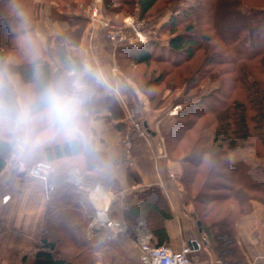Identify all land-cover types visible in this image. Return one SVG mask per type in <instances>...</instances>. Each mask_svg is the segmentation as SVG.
Returning <instances> with one entry per match:
<instances>
[{
    "label": "trees",
    "instance_id": "trees-1",
    "mask_svg": "<svg viewBox=\"0 0 264 264\" xmlns=\"http://www.w3.org/2000/svg\"><path fill=\"white\" fill-rule=\"evenodd\" d=\"M51 1V19L67 25L62 33L46 39V66L55 72L60 60L71 55L69 49L80 47L89 20L84 12L92 0ZM160 1L103 0V9L114 18L122 16L123 7L128 8L132 13L138 11L143 20L151 17ZM2 7L0 0V11ZM33 23L37 28L36 19ZM158 32L159 36H168L167 44L156 39L139 47L122 46L117 52L118 63L121 67L132 64L142 68L139 73L144 81L150 74L140 88L148 95L152 109L182 106L171 128L162 133L169 158L182 166L183 187L193 200L194 217L201 223L202 233L210 234L203 244L214 245L223 264H247L236 227L242 217L253 213L254 203L264 207V166L231 161L230 156L252 148L258 158L264 159V0H195L172 12ZM13 48L12 34L0 24V49L7 56ZM15 71L25 80L30 78L31 67L25 62L17 64ZM214 82L218 86L203 93L204 85ZM167 91L169 96L165 95ZM170 99L171 107L166 108ZM104 111L109 114L106 121L116 122L115 128L124 137L125 111L116 96H101L95 119ZM180 151L184 156L173 157ZM5 168L6 162L0 161V173ZM127 182L136 186L142 179L128 168ZM118 188L116 182L114 191ZM58 192L67 195L65 206L69 207L71 192L57 189L54 198ZM140 198V204L125 210L123 221L134 227L145 221L151 232L150 245L168 246L165 222L173 215L167 199L157 188L148 189ZM66 224L70 225L69 220ZM76 234L84 235V231ZM80 236L74 235L70 245L65 244L76 254L89 245ZM61 245L44 240L34 260L22 264H74L66 256H57Z\"/></svg>",
    "mask_w": 264,
    "mask_h": 264
},
{
    "label": "clouds",
    "instance_id": "clouds-1",
    "mask_svg": "<svg viewBox=\"0 0 264 264\" xmlns=\"http://www.w3.org/2000/svg\"><path fill=\"white\" fill-rule=\"evenodd\" d=\"M2 4L0 24L12 34L14 48L0 56V161L12 179L69 191L82 206L94 207L109 195L120 171L117 157L100 142L96 105L122 85L105 69L72 55L50 72L46 37L22 0ZM20 62L31 67L27 80L15 71Z\"/></svg>",
    "mask_w": 264,
    "mask_h": 264
},
{
    "label": "crops",
    "instance_id": "crops-1",
    "mask_svg": "<svg viewBox=\"0 0 264 264\" xmlns=\"http://www.w3.org/2000/svg\"><path fill=\"white\" fill-rule=\"evenodd\" d=\"M40 18V22H37V29L42 26V30L39 29V31L46 39L62 33L67 28L64 22H53L47 14L40 15ZM69 52L78 58L87 60L90 58L84 38L80 47L71 48ZM97 52H100V49ZM129 105L130 112L132 110V114L141 117L144 126L149 131L153 147L157 149L160 145L157 137H162V132L169 130L174 121L168 115V110L156 111L150 108L148 101L141 94L137 98L132 97ZM108 115L104 111L101 118H96L95 122L101 144L109 153L117 157L120 171L118 178L110 187L109 195L97 202L94 207L82 206L78 196L73 193L69 195L71 198V200L68 199L71 202L69 207L65 206L67 195L63 192H58L51 202H47L41 188L29 185L22 177L10 178L7 166L0 173V264H22L24 260L31 263L36 253L42 249L44 240L70 245L71 237L81 235L76 234L77 231H84L80 239L84 238L87 244L90 241L94 242L95 264H101L99 256L105 257V261L109 264H114V246L123 245L126 249L129 248L130 243L136 241L124 233L94 229L92 212L96 209L108 208L114 220L123 221L125 210L140 204V195L151 188H157L162 192L173 215L171 220L165 222L170 239L168 246L179 251L184 245L202 239L199 222L194 217L193 200L184 191L182 166L166 158H161L156 162L143 141L135 145L134 158L131 163L128 162L124 157L123 135L115 128L116 122L106 121ZM161 116L163 118L160 119ZM157 120L161 121L159 126L156 125ZM128 168L139 174L142 179L141 184L128 185ZM116 182L119 190L114 191ZM6 196H10V200L4 203L3 199ZM68 220L69 226L66 224ZM146 225V222L141 220L134 228L147 229ZM237 230L238 236L242 238L243 246L249 245L255 247V250L264 248V207L259 203H254L253 213L246 218L243 217L237 224ZM207 247L203 251L194 253L192 258L198 264H218L217 254L212 247ZM261 263L263 264L264 260Z\"/></svg>",
    "mask_w": 264,
    "mask_h": 264
},
{
    "label": "rangeland",
    "instance_id": "rangeland-1",
    "mask_svg": "<svg viewBox=\"0 0 264 264\" xmlns=\"http://www.w3.org/2000/svg\"><path fill=\"white\" fill-rule=\"evenodd\" d=\"M195 2V0H161L158 5L156 6V8L153 10L151 17H149L148 19H143V20H147L148 21V26L150 28H159L160 25H162L166 20H168V17L171 15L172 12L176 11V10H180V8L187 6V5H191ZM94 5L97 7L98 11H99V16L97 18V20L99 19V21H104L105 23H107L109 25V27H125L126 25V20L127 19H133L135 20H142L139 18V13L138 11H132L129 12L130 10L128 8H124L123 7V13H121L122 16L118 17L115 16L114 18H112L111 16H108L105 14V11L103 9V0H92L90 7H88L86 9V11L84 12V14L88 17L89 12L94 9ZM26 10L29 12L32 20L36 19V25L37 22L39 23L41 18L40 15L43 14H47L48 17H50L51 19V9L54 6L53 2L51 0H33L31 3L25 4L23 5ZM227 11V10H226ZM229 12V10H228ZM129 13V14H128ZM225 13V11H221L220 15ZM128 14V16H127ZM53 22H55V20H52ZM220 25H222V23H219ZM50 27V26H49ZM48 27V28H49ZM38 28V27H37ZM40 30H42V26L39 27ZM38 29V30H39ZM52 31V29H51ZM107 31V28H105L104 26L101 25V23H97L94 22L92 20H88V26L86 28V32L84 35V39H85V43H86V47L88 48V52H89V61L92 62L93 64H95L96 66H99L103 69H105L110 76L113 78L112 76V69L115 68L116 70V77L118 80L119 85H122V87L120 88L122 94L124 95V101L126 103V105L128 106L129 109H131L130 107V101L132 100V97L137 98V96L139 94H141L144 98L147 99L146 94L143 93V89L140 88V85H143L144 82L146 81V79H150V74H148V76L144 79L142 78V68H136L134 65L129 64L127 65H123V67H121L118 63V58H117V52L119 50V48L117 49V51L115 53H113V48L111 47V44L106 41L105 39V33ZM158 39H160V41L162 42V44H167L168 41V36L165 33H162L161 36H159V32H158ZM100 49V52H97ZM4 52V50H3ZM9 54V52H7V55ZM5 55V52H4ZM116 66V67H115ZM127 66V67H126ZM155 67V66H153ZM141 72V73H139ZM136 81H138V83L136 84ZM144 81V82H143ZM143 82V83H142ZM216 86H218L217 82L214 83H208L207 85H204L203 88V93H207L209 91H211L213 88H215ZM163 90V88H161L159 91V93H161ZM148 92H153L152 89H150ZM138 94V95H137ZM165 95L169 96V92L167 91L165 93ZM172 99L168 100L167 102V107H169L172 103ZM149 103V101H148ZM177 106H181V105H177ZM175 106V107H177ZM149 107L151 108L150 104ZM171 107V106H170ZM174 107V108H175ZM174 108L168 110V115L170 116L169 112L172 111ZM132 112V110H131ZM125 124H126V128H128L127 126V122L129 123V121L131 120L128 115L125 113ZM131 117L134 121H137L139 124L142 125V119L141 117H139L138 115H134L131 113ZM172 119V121L175 119V115L174 116H170ZM163 118L162 116L160 117V119ZM159 119V120H160ZM161 121H156V125L159 126ZM162 128V127H161ZM159 139V143L162 141H164V149H165V154L162 158H166V159H170L169 158V152L167 149V142L166 139L162 133V137H157ZM151 140V138H150ZM259 151H263V149L261 147H254ZM264 152V151H263ZM151 155V153H150ZM182 156H184V151H180L179 154L177 155H173V157H177V158H181ZM261 156V155H260ZM133 158H134V154H133ZM132 158V160H133ZM243 159L246 161H251L252 164H258V165H262L264 166V159H260L256 156V152L254 149L250 148L248 150L245 151H237L231 154L230 159L231 161H236L238 159ZM171 160V159H170ZM173 161V160H172ZM179 163V162H178ZM180 164V163H179ZM181 165V164H180ZM183 175V172H182ZM183 178V177H182ZM184 180V178H183ZM196 188V187H193ZM92 214H94V212H92ZM248 216V215H247ZM244 218H246V216H244ZM243 219V217H242ZM241 219V220H242ZM241 220L239 222H241ZM238 222V223H239ZM237 223V224H238ZM130 226V225H129ZM134 227V226H131ZM146 230L147 232L149 231L147 225H146ZM237 229V227H236ZM150 233V232H149ZM202 233V232H201ZM239 234L238 230H237V235ZM151 235V233H150ZM127 236V235H126ZM129 237V236H128ZM210 237V234H205L202 233L201 235V241L203 242V239L208 240ZM241 241V244H240ZM136 243V244H135ZM135 243H130L129 248H124L123 245L120 246H114V264H135L137 262H140V257H141V249L138 245L137 242ZM89 245H86V247L79 249L81 251V254H76L77 252L74 251V249H72L70 246L65 247V245H61L60 246V250H58V254L57 256H66V258H69L73 261L74 264H95V259H93V254H94V242L90 241L88 242ZM238 244L239 247L241 248L246 260H247V264H262L261 262L264 260V248H258V250H255V247H251V246H243L242 243V238H240L238 236ZM101 245V244H100ZM212 247L214 252V245H208L207 248ZM205 248V245L203 244V248L200 251H203ZM112 252V253H113ZM215 254H217L215 252ZM260 254V255H258ZM261 258H258V257ZM100 260L99 262L101 264H109V262L105 261V257L103 256H99ZM102 258V260H101ZM218 264H223L222 261L219 259L218 255ZM259 259V260H258ZM260 259H262V261H260ZM193 262L195 264H198L196 260H194L192 258ZM111 264V263H110ZM139 264V263H138ZM142 264V263H141ZM264 264V263H263Z\"/></svg>",
    "mask_w": 264,
    "mask_h": 264
},
{
    "label": "built area",
    "instance_id": "built-area-1",
    "mask_svg": "<svg viewBox=\"0 0 264 264\" xmlns=\"http://www.w3.org/2000/svg\"><path fill=\"white\" fill-rule=\"evenodd\" d=\"M89 14L88 19L97 23H101L102 26L107 28L105 33V39L111 44L113 53L122 46L128 47H139L151 40L158 39V28H150L147 20H133L127 19L125 27H109L104 21H99V11L94 5ZM116 67V66H115ZM113 81L119 85L115 68L112 69ZM114 96L121 102L122 107L128 117L131 119L127 122L128 128H126L125 135L122 140V146L124 151V157L128 162H132L135 145L143 141L146 143L149 152L153 159H161L165 154L164 141L161 140L160 145L157 149L153 147L150 140L148 131L144 127V124H139L134 121L131 117V112L125 101L123 100L124 95L119 90ZM182 110V106L175 107L169 112L170 116H176L179 111ZM56 191V190H55ZM55 191H47L42 189V193L47 202H51L54 198ZM10 200V196H6L3 199L4 203ZM92 226L94 229L113 231L117 233H124L125 235L132 237L139 245L141 249L140 261L142 264H195L192 260V255L203 248V242L195 240L192 243L196 245H184L181 250L176 251L169 246H163L160 248H154L150 245L151 235L146 229L137 230L134 227L129 226L124 221L114 220L108 208L96 209L92 217ZM205 240V239H203Z\"/></svg>",
    "mask_w": 264,
    "mask_h": 264
},
{
    "label": "water",
    "instance_id": "water-1",
    "mask_svg": "<svg viewBox=\"0 0 264 264\" xmlns=\"http://www.w3.org/2000/svg\"><path fill=\"white\" fill-rule=\"evenodd\" d=\"M0 56H5V55H4V52H3L2 49H0ZM198 225H199V227H200V232H202V229H201V223L199 222ZM190 245H194V246H195L196 244H195V243H190Z\"/></svg>",
    "mask_w": 264,
    "mask_h": 264
}]
</instances>
